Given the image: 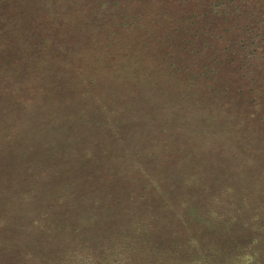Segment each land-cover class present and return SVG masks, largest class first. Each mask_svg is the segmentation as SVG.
<instances>
[{
	"label": "rangeland",
	"instance_id": "obj_1",
	"mask_svg": "<svg viewBox=\"0 0 264 264\" xmlns=\"http://www.w3.org/2000/svg\"><path fill=\"white\" fill-rule=\"evenodd\" d=\"M260 117L264 0H0V264H264Z\"/></svg>",
	"mask_w": 264,
	"mask_h": 264
},
{
	"label": "trees",
	"instance_id": "obj_2",
	"mask_svg": "<svg viewBox=\"0 0 264 264\" xmlns=\"http://www.w3.org/2000/svg\"><path fill=\"white\" fill-rule=\"evenodd\" d=\"M25 1V0H24ZM255 104V103H254ZM254 106H256V105H254ZM76 109H80V108H77L76 107ZM102 109L103 110H105V108L102 106ZM258 113V112H257ZM80 115H84L85 113H79ZM255 115H256V113H255ZM260 119H261V121H263L264 120V117H260ZM90 119L89 118H87L86 119V121H89ZM47 126L48 127H50L49 126V122L47 121ZM57 129V128H56ZM71 136L72 137H74L73 136V134H71ZM50 136L49 135H46L45 136V138H49ZM44 141V140H43ZM163 145H166V144H163ZM257 147L258 146H255L253 149H251L250 147H248V145H247V147H243L242 149H241V151L238 149V148H236V155L237 154H240V153H242V157L243 158H246L247 160H245V163L248 165V166H251V165H249V164H253V167H255V166H257V165H255L254 163H260V161L259 160H254L253 158L251 159V158H249V156H251V157H253V154L254 153H256V151H255V149H257ZM174 153H177L176 151L177 150H172ZM219 150L217 151V150H215V151H213V153L212 154H214L215 156H217V154H219ZM240 152V153H239ZM205 159V158H204ZM220 161L221 160H219V158H218V160H217V157H215V160H211V159H209V157L208 156H206V160L205 161H203L204 163L202 164V165H207L208 167H210V166H213L215 169H218V168H220L219 166H220ZM240 165V164H239ZM124 168H125V170H128L129 168H130V165H128V166H123ZM260 167H262L261 169L264 171V167L263 166H260ZM231 168H233V167H231ZM118 169H120V170H118L119 172L122 170L121 169V167H119ZM130 169H132V168H130ZM125 170H123L124 172H125ZM224 170L226 171V172H229V175H231L232 173V171L230 172V167L229 168H227V169H223V172L219 169V170H216L215 171V173L214 174H212L211 175V178H214V179H212V182H216V185H218V184H220L221 186H223V185H230L229 184V182L230 181H225V177L227 176L226 174H225V172H224ZM211 172V171H210ZM237 172V171H236ZM240 174V173H239ZM237 176H240V175H237ZM188 177V176H187ZM216 177V178H215ZM192 178V177H191ZM248 178H251V177H248ZM228 179V178H227ZM252 180H253V178H251ZM157 182V184L158 185H156V187L158 188H160L161 186L163 187L164 186V182L163 181H160L159 180V178H158V180L156 181ZM200 183V182H199ZM226 183V184H225ZM186 184V183H185ZM190 185V184H189ZM189 185H185V187H189ZM192 186V184L190 185V187ZM195 186H196V184H195ZM227 187V186H226ZM209 188H211V186H209ZM190 189H192V187L190 188ZM258 189H261V186L260 185H258V187L256 188V190H258ZM208 190V188L206 187L205 189H204V191H207ZM144 191H147V190H144ZM172 191H174V190H172ZM195 191V190H194ZM204 191H201L200 193H204V196L203 197H201V198H199V199H197V201H195V198L194 197H192V194H190V193H188V192H186L185 193V191H184V193H182V194H185V196H184V199H181L182 201H186V200H189V201H192L193 202V205H190L191 207H189L188 208V211H187V213L189 214V215H182L181 214V216L180 217H185L186 216V218H189V219H194L193 217V214H194V212H196L197 211V213L195 214V217H196V220L198 221V223L201 225V227L203 226V227H206V229H208L207 230V232L205 233L207 236H211L210 238L211 239H214L213 238V236L217 233V231L216 230H214L215 229V227H216V224H213V222H208V223H203L205 220H207V219H205L204 218V214H208V215H210V216H208L209 217V219L210 220H214V219H216V218H218V216L219 215H221V208H223L222 206L223 205H230V206H228V207H231V208H235V201H236V198H235V195L234 196H229L227 199H224L223 197H214L215 195L214 194H207L206 192H204ZM233 190H232V188H229L228 187V192H232ZM199 193V194H200ZM201 195V194H200ZM199 196V195H198ZM242 199H243V201H244V203H242V205H243V207H241V206H238L239 208H240V210H244V211H248L249 210V206H254L253 204H252V201L250 200V198L248 197V196H243L242 197ZM100 202H101V200H92L91 202H90V204L92 205V211H93V213L95 212V211H97L98 209H97V205L98 204H100ZM212 205V206H211ZM239 205V204H238ZM227 207V208H228ZM237 207V206H236ZM258 207H262L263 208V206L262 205H260V203L258 204ZM102 209V208H101ZM264 210V209H263ZM204 213V214H203ZM247 213H250V214H253V216L255 215L256 217L255 218H257V219H261V217H264V213L262 214V213H260L258 210L255 212V211H250V212H247ZM199 214L201 215V216H199ZM182 219V218H181ZM189 219H187L188 221H189ZM183 220V222L186 224L185 226L188 228V230H192V228L194 227V226H192V225H190V222H186L185 220H184V218L182 219ZM195 219L193 220V225H196L197 224V221H196ZM166 221V223H168V220L166 219L165 220ZM209 221V220H208ZM230 221H232L231 219H230ZM233 221H236V219H233ZM156 222H159V224H160V220H158V221H156ZM155 223V222H154ZM192 223V222H191ZM156 224V223H155ZM163 224V223H162ZM208 226H209V228H208ZM223 227H225V226H223ZM213 228V231L211 230ZM205 229V228H204ZM194 231V230H193ZM189 233H191V234H195V232L194 233H192V232H189ZM193 244V243H192ZM191 244V245H192ZM197 244L196 243H194V245H193V247L195 248V246H196ZM196 264H199L198 262L196 263Z\"/></svg>",
	"mask_w": 264,
	"mask_h": 264
}]
</instances>
